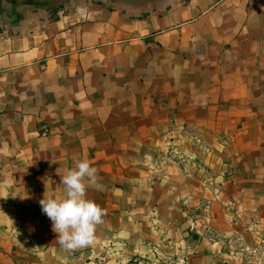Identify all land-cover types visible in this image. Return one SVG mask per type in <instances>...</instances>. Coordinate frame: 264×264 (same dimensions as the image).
<instances>
[{
  "label": "crops",
  "instance_id": "crops-1",
  "mask_svg": "<svg viewBox=\"0 0 264 264\" xmlns=\"http://www.w3.org/2000/svg\"><path fill=\"white\" fill-rule=\"evenodd\" d=\"M79 160L70 251L39 201ZM154 253L264 264V0H0V264Z\"/></svg>",
  "mask_w": 264,
  "mask_h": 264
},
{
  "label": "clouds",
  "instance_id": "clouds-1",
  "mask_svg": "<svg viewBox=\"0 0 264 264\" xmlns=\"http://www.w3.org/2000/svg\"><path fill=\"white\" fill-rule=\"evenodd\" d=\"M74 164L75 167L60 178L65 197L62 200L49 197L39 201L59 244L70 251L93 243L95 228L106 214L96 203L85 199L87 187L94 186L97 190L101 187L97 183V169L86 160L75 161Z\"/></svg>",
  "mask_w": 264,
  "mask_h": 264
},
{
  "label": "rangeland",
  "instance_id": "rangeland-1",
  "mask_svg": "<svg viewBox=\"0 0 264 264\" xmlns=\"http://www.w3.org/2000/svg\"><path fill=\"white\" fill-rule=\"evenodd\" d=\"M164 259H162V257L159 254L154 253V256L153 257L151 256L149 258H147L145 255H142V256L137 255L133 257V259H131L130 263L131 264H159V262H163ZM181 259L177 260V264H186V259L184 258V263L180 262ZM155 260H158V263H156Z\"/></svg>",
  "mask_w": 264,
  "mask_h": 264
},
{
  "label": "built area",
  "instance_id": "built-area-1",
  "mask_svg": "<svg viewBox=\"0 0 264 264\" xmlns=\"http://www.w3.org/2000/svg\"><path fill=\"white\" fill-rule=\"evenodd\" d=\"M180 262H181V263H184V258H182V259L180 260Z\"/></svg>",
  "mask_w": 264,
  "mask_h": 264
}]
</instances>
